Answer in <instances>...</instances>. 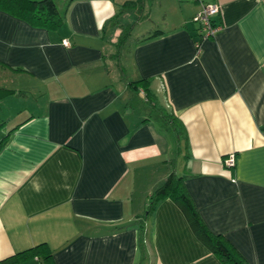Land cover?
<instances>
[{
  "label": "crops",
  "instance_id": "0c3cea01",
  "mask_svg": "<svg viewBox=\"0 0 264 264\" xmlns=\"http://www.w3.org/2000/svg\"><path fill=\"white\" fill-rule=\"evenodd\" d=\"M125 1L70 0L53 29L0 8L13 90L0 99V260L43 243L53 264H225L170 197L140 226L173 171L207 228L264 264V0ZM208 2L221 28L205 36L194 15ZM140 79L174 126L128 86Z\"/></svg>",
  "mask_w": 264,
  "mask_h": 264
},
{
  "label": "trees",
  "instance_id": "16d2710c",
  "mask_svg": "<svg viewBox=\"0 0 264 264\" xmlns=\"http://www.w3.org/2000/svg\"><path fill=\"white\" fill-rule=\"evenodd\" d=\"M129 3H134V0H126L123 2V4ZM0 8L35 26L53 29L63 23V16L60 14L54 0H0ZM160 33L161 30L155 29L148 37L155 36ZM126 35V31L122 32L117 42L121 43ZM136 85L143 86L145 100L149 103V105L151 103L154 104L152 96H150L146 90L145 79L128 83L129 87H135ZM12 91L13 90L10 88L0 86V99L11 95L8 93H11ZM152 104L150 107L153 108V110H155V112H157L158 115L164 119V121L170 122L173 126L176 124V119L171 111L166 110L165 107L159 104L158 107H155V105ZM176 133H179V131H176ZM167 197L172 198L176 203L182 206L199 237L209 247H211V249L225 264H246L243 258L235 253L233 246L224 237H222L221 234H214L207 228L195 208L193 201L185 191L182 183V177L176 176L173 171L168 174L161 185L150 193L147 201V210L140 219V223L144 221V218H148L152 214L158 201ZM144 224L145 222L141 223L140 226H144ZM25 254H36L35 257L41 264H53L51 253L43 243L18 252L15 256H13L14 258L2 259L0 260V264H10L13 261L23 258ZM38 254H40V256L37 257Z\"/></svg>",
  "mask_w": 264,
  "mask_h": 264
},
{
  "label": "built area",
  "instance_id": "2783aa9c",
  "mask_svg": "<svg viewBox=\"0 0 264 264\" xmlns=\"http://www.w3.org/2000/svg\"><path fill=\"white\" fill-rule=\"evenodd\" d=\"M218 12V4L216 3H203L200 10L194 15V20L201 25L204 35L208 36L217 32L220 28V24H215L212 21V16ZM64 44H68L67 41H63ZM235 156L234 154L228 155L224 163L231 167L234 165Z\"/></svg>",
  "mask_w": 264,
  "mask_h": 264
},
{
  "label": "rangeland",
  "instance_id": "374dc122",
  "mask_svg": "<svg viewBox=\"0 0 264 264\" xmlns=\"http://www.w3.org/2000/svg\"><path fill=\"white\" fill-rule=\"evenodd\" d=\"M68 1H70V0H55V2H56V4H57V7H58V9H59L60 11L62 10V6H63V5H66V3H67ZM141 101L144 102L142 99L140 100V102H141ZM158 103H159V101H158ZM150 109H151V107H150V105L148 104V105H147V110H149L150 113L152 112V114L154 113V115H152V117L155 116V119H156V118H160L157 112L153 111V109H151V110H150ZM156 124H157L156 128H157L158 130H163V132L166 133L167 138L172 139V137H170V135H171L170 130H169L167 127H165V125H164L160 120H158V122H157ZM168 134H169V135H168Z\"/></svg>",
  "mask_w": 264,
  "mask_h": 264
},
{
  "label": "bare ground",
  "instance_id": "6f19581e",
  "mask_svg": "<svg viewBox=\"0 0 264 264\" xmlns=\"http://www.w3.org/2000/svg\"><path fill=\"white\" fill-rule=\"evenodd\" d=\"M209 3V2H208ZM210 3H212V2H210Z\"/></svg>",
  "mask_w": 264,
  "mask_h": 264
}]
</instances>
